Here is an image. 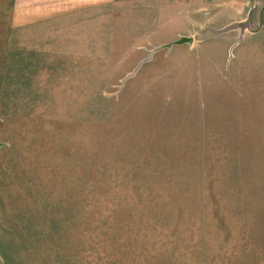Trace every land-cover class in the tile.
Wrapping results in <instances>:
<instances>
[{
  "label": "rangeland",
  "instance_id": "rangeland-1",
  "mask_svg": "<svg viewBox=\"0 0 264 264\" xmlns=\"http://www.w3.org/2000/svg\"><path fill=\"white\" fill-rule=\"evenodd\" d=\"M8 5L1 264H264V0Z\"/></svg>",
  "mask_w": 264,
  "mask_h": 264
},
{
  "label": "crops",
  "instance_id": "crops-1",
  "mask_svg": "<svg viewBox=\"0 0 264 264\" xmlns=\"http://www.w3.org/2000/svg\"><path fill=\"white\" fill-rule=\"evenodd\" d=\"M10 2L12 25L30 26L38 21L56 18L65 12L79 10L89 4H108L112 0H4Z\"/></svg>",
  "mask_w": 264,
  "mask_h": 264
},
{
  "label": "water",
  "instance_id": "water-1",
  "mask_svg": "<svg viewBox=\"0 0 264 264\" xmlns=\"http://www.w3.org/2000/svg\"><path fill=\"white\" fill-rule=\"evenodd\" d=\"M189 40H191V37L186 36V35H181V36H179L175 40H172L170 42H167V43H163V44H159V45L154 46L153 47V50L159 49V48L164 47V46H170L172 43H180V42L189 41ZM0 264H1V262H0Z\"/></svg>",
  "mask_w": 264,
  "mask_h": 264
},
{
  "label": "trees",
  "instance_id": "trees-1",
  "mask_svg": "<svg viewBox=\"0 0 264 264\" xmlns=\"http://www.w3.org/2000/svg\"><path fill=\"white\" fill-rule=\"evenodd\" d=\"M107 201H109L107 198H105ZM94 206H96L95 204H94ZM114 209V205H113V207H112V210Z\"/></svg>",
  "mask_w": 264,
  "mask_h": 264
}]
</instances>
